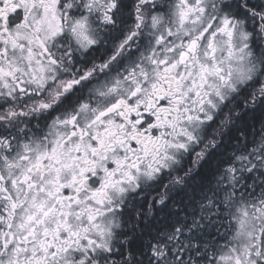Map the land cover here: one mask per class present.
<instances>
[{
  "label": "snow or ice",
  "instance_id": "obj_1",
  "mask_svg": "<svg viewBox=\"0 0 264 264\" xmlns=\"http://www.w3.org/2000/svg\"><path fill=\"white\" fill-rule=\"evenodd\" d=\"M0 264H264V0H0Z\"/></svg>",
  "mask_w": 264,
  "mask_h": 264
}]
</instances>
